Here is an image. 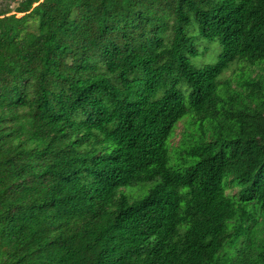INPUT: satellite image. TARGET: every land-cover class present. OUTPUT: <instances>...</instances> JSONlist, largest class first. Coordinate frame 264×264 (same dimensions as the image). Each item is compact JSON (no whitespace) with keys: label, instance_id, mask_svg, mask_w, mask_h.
Instances as JSON below:
<instances>
[{"label":"trees","instance_id":"1","mask_svg":"<svg viewBox=\"0 0 264 264\" xmlns=\"http://www.w3.org/2000/svg\"><path fill=\"white\" fill-rule=\"evenodd\" d=\"M0 264H264V0H1Z\"/></svg>","mask_w":264,"mask_h":264},{"label":"rangeland","instance_id":"2","mask_svg":"<svg viewBox=\"0 0 264 264\" xmlns=\"http://www.w3.org/2000/svg\"><path fill=\"white\" fill-rule=\"evenodd\" d=\"M10 6L13 9L16 6V1L11 2ZM189 32L196 33L195 30H191V29L189 30ZM196 42H197L198 52L190 58L191 62L194 65L201 66L206 63H213L217 60L221 47L216 40H208V39L200 38L197 39ZM239 72H240V65L232 66V68L224 72V74L221 77V80L223 81L224 79H230L231 87L234 88L236 86L237 79L240 76ZM191 129H193V126L190 124L189 116L184 117L181 121L177 123L174 132L169 140L172 155L174 152L173 148L180 145L181 139L183 138V134ZM145 188H147V186ZM125 192L128 194H132L133 197H135L141 191H139L138 187L131 188V186H127L125 188Z\"/></svg>","mask_w":264,"mask_h":264},{"label":"flooded vegetation","instance_id":"3","mask_svg":"<svg viewBox=\"0 0 264 264\" xmlns=\"http://www.w3.org/2000/svg\"><path fill=\"white\" fill-rule=\"evenodd\" d=\"M1 1V0H0Z\"/></svg>","mask_w":264,"mask_h":264}]
</instances>
